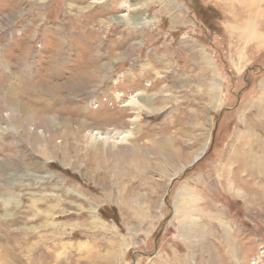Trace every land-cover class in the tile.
Here are the masks:
<instances>
[{
    "label": "rangeland",
    "instance_id": "1",
    "mask_svg": "<svg viewBox=\"0 0 264 264\" xmlns=\"http://www.w3.org/2000/svg\"><path fill=\"white\" fill-rule=\"evenodd\" d=\"M244 23L264 0H0V264H264Z\"/></svg>",
    "mask_w": 264,
    "mask_h": 264
},
{
    "label": "bare ground",
    "instance_id": "2",
    "mask_svg": "<svg viewBox=\"0 0 264 264\" xmlns=\"http://www.w3.org/2000/svg\"><path fill=\"white\" fill-rule=\"evenodd\" d=\"M248 18V17H247ZM245 25H246V23H244ZM247 25H250L251 26V23L250 22H248L247 23ZM246 25V26H247ZM241 28V27H240ZM249 29V26H247V28H243L242 30H241V36L243 37V38H245V39H247V40H250V41H254V40H256V46H262L263 44H264V39H260V41H259V39L258 38H260V37H257L255 34H253V33H248L247 32V30ZM237 30H238V28H237ZM249 31V30H248ZM239 32H240V29H239ZM236 33V32H235ZM246 40V41H247ZM245 41V40H244ZM249 41V42H250ZM209 63H211V61H208ZM212 64V63H211ZM264 84V83H263ZM264 86V85H263ZM218 92H219V84H217V86L216 87H214V94H215V98H217L218 97V95H216V94H218ZM242 123V122H241ZM243 125H245V123L243 122ZM246 129V128H245ZM246 130H248L249 131V129H246ZM90 132V136H91V139L93 138L94 140H101V138H100V132H97V131H89ZM96 136V137H93L92 135L93 134ZM204 150H205V148L203 147L200 151H199V153L195 156V158H194V160H193V162H195V161H197L198 160V158H200V156H202L203 155V152H204Z\"/></svg>",
    "mask_w": 264,
    "mask_h": 264
},
{
    "label": "crops",
    "instance_id": "3",
    "mask_svg": "<svg viewBox=\"0 0 264 264\" xmlns=\"http://www.w3.org/2000/svg\"><path fill=\"white\" fill-rule=\"evenodd\" d=\"M149 22H150V20H148V19H146V20H144V21H141V24H144V25H147V24H149ZM137 24H140V22H138ZM197 28H202V30H203V26H200V25H197ZM158 58V57H157ZM157 58H155L156 60H157ZM148 60H150L149 58H147ZM159 60H161V59H159ZM126 60H124V61H122V62H125ZM165 61L167 62V60L165 59ZM122 62H120L119 64H122ZM168 63V62H167ZM213 64V63H212ZM107 65V64H106ZM121 68V67H120ZM130 71L131 69L130 68H128V69H122V70H120V72L119 73H112L111 74V76H109V77H111V78H114V75L113 74H119L120 76L121 75H123L124 73H126L127 71ZM151 77H153V75L151 76ZM211 93V95H212V99H214L213 97H214V93H212V92H210ZM216 95H218V94H216ZM218 98H219V95H218ZM165 101V100H164ZM214 101H217V100H214ZM132 103V102H131ZM214 132V131H213ZM214 135V134H213ZM212 135V136H213Z\"/></svg>",
    "mask_w": 264,
    "mask_h": 264
},
{
    "label": "water",
    "instance_id": "4",
    "mask_svg": "<svg viewBox=\"0 0 264 264\" xmlns=\"http://www.w3.org/2000/svg\"><path fill=\"white\" fill-rule=\"evenodd\" d=\"M199 160H200V158H198V160H197V161H199ZM197 161H195V163H196Z\"/></svg>",
    "mask_w": 264,
    "mask_h": 264
}]
</instances>
